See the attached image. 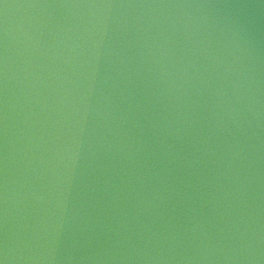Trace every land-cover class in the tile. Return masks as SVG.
I'll return each instance as SVG.
<instances>
[{"label":"water","instance_id":"water-1","mask_svg":"<svg viewBox=\"0 0 264 264\" xmlns=\"http://www.w3.org/2000/svg\"><path fill=\"white\" fill-rule=\"evenodd\" d=\"M0 264H264V0H0Z\"/></svg>","mask_w":264,"mask_h":264}]
</instances>
